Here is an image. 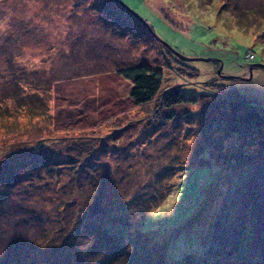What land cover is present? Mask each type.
<instances>
[{"label":"rangeland","instance_id":"obj_1","mask_svg":"<svg viewBox=\"0 0 264 264\" xmlns=\"http://www.w3.org/2000/svg\"><path fill=\"white\" fill-rule=\"evenodd\" d=\"M100 1L0 0V264H264V0Z\"/></svg>","mask_w":264,"mask_h":264},{"label":"trees","instance_id":"obj_2","mask_svg":"<svg viewBox=\"0 0 264 264\" xmlns=\"http://www.w3.org/2000/svg\"><path fill=\"white\" fill-rule=\"evenodd\" d=\"M107 1V5H103L106 12H110L107 16L118 17L119 11L123 10L132 14V12L119 0H101L100 2ZM112 3L117 5L120 9L111 7ZM111 4V5H110ZM236 6V5H235ZM234 18L237 23L243 20L242 13L234 8L232 9ZM134 15V14H133ZM119 24V22H117ZM160 70L148 66L144 63H135L127 66L117 67L108 70H98L94 72L84 73L82 76L84 89L90 93H105L111 96L121 94H128L136 104L150 100L157 93L161 75ZM160 104L169 107L176 102L188 100L189 97L183 96L179 91H164L161 93ZM169 112V111H168ZM166 117L172 116V111L166 113ZM261 117V115H259ZM257 120L252 121V113L248 115L247 123L254 128L259 123H264V115ZM122 254V250L120 251Z\"/></svg>","mask_w":264,"mask_h":264},{"label":"water","instance_id":"obj_3","mask_svg":"<svg viewBox=\"0 0 264 264\" xmlns=\"http://www.w3.org/2000/svg\"><path fill=\"white\" fill-rule=\"evenodd\" d=\"M120 1V0H119ZM120 2H122V1H120ZM123 3V2H122ZM123 4H125V3H123ZM125 6L132 12V14H134L135 16H137L140 20H142V18L134 11V10H132L130 7H128L126 4H125ZM143 21V20H142ZM144 22V21H143ZM179 55V54H178ZM180 57H184V56H181V55H179Z\"/></svg>","mask_w":264,"mask_h":264},{"label":"built area","instance_id":"obj_4","mask_svg":"<svg viewBox=\"0 0 264 264\" xmlns=\"http://www.w3.org/2000/svg\"><path fill=\"white\" fill-rule=\"evenodd\" d=\"M245 55H246V57H247L248 59H247L246 57H245V58H246L247 60H249L251 57L254 56V53H253L251 50H248V51L246 52Z\"/></svg>","mask_w":264,"mask_h":264}]
</instances>
